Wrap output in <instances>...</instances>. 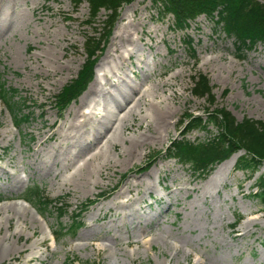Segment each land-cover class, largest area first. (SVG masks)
Segmentation results:
<instances>
[{"label": "rangeland", "instance_id": "1", "mask_svg": "<svg viewBox=\"0 0 264 264\" xmlns=\"http://www.w3.org/2000/svg\"><path fill=\"white\" fill-rule=\"evenodd\" d=\"M106 13L101 8L91 15L85 1L0 0V83L16 89L14 100L22 113H28V120L15 126L13 113L0 102V137L6 135L0 138V264H264V207L252 195L258 179L264 178V163L250 172L235 169L236 159L223 181L209 185L208 179L227 159L198 178L161 152L180 135L185 113L203 114L222 106L237 120L246 116L264 122V43L239 51L221 26L205 15L181 31L156 0H132L118 8L110 33L100 44L93 79L60 112L55 95L75 77L85 59V37L100 35ZM126 28L134 47L113 41ZM112 44L119 52L127 46L135 50L114 72L102 66ZM52 69L56 75L46 74ZM201 76L210 96L195 94ZM94 78L101 82L92 95L97 113L84 126L68 129L79 143L58 138L56 133L67 129L70 112ZM166 79L175 83L173 87L158 88L157 82ZM113 82L123 89L129 83L141 85V91L151 88L147 98L155 92L156 100L167 99L172 107L169 123L146 145L128 151V139L144 128L130 126L129 117L117 130L114 144L104 147L105 156H98L83 176L74 174L64 152L74 156L78 144L91 141L101 109L116 108L109 95V90L116 92ZM171 89L179 94L173 100ZM146 107L147 103L135 109L137 119ZM201 137L198 131L187 136ZM86 152L77 153L76 164ZM96 166L103 168L98 171ZM30 186L59 199L63 214L56 206L43 210L35 201L33 206L21 199ZM86 200L95 202L81 214L80 227L70 231L72 216ZM16 209L23 211L22 219L14 215ZM60 227L65 228L63 236ZM4 245L10 251L2 252Z\"/></svg>", "mask_w": 264, "mask_h": 264}, {"label": "trees", "instance_id": "2", "mask_svg": "<svg viewBox=\"0 0 264 264\" xmlns=\"http://www.w3.org/2000/svg\"><path fill=\"white\" fill-rule=\"evenodd\" d=\"M79 4L87 2L89 12L95 15L101 8L106 13L102 32L103 37L93 35L85 37V59L75 77L68 81L55 95V106L64 110L87 87L94 74V65L101 50L100 44L105 43L113 26L118 8L132 0H72ZM164 15L173 17V25L177 30H184L191 21L199 15L212 19L223 29L225 35L232 39L239 51L252 49L258 43H264V1L261 0H156ZM240 56V54L238 55ZM208 82L204 76L195 83L197 96H210ZM16 89L0 83V100L10 109L15 117V123L28 120V113L21 112V105L15 102ZM198 131L201 138L189 139L188 134ZM243 151L236 161V169L254 172L264 163V122L255 121L249 117L237 120L225 107L207 109L203 114L185 113L180 120V135L170 140L164 152L168 158L186 166L198 178H205L214 167L229 158L232 154ZM253 196L264 207V178L258 179ZM24 199L36 202L43 210L56 206L59 215L65 208L58 204L59 199H51L44 195L38 186L27 189ZM92 200L81 204L80 211L85 210ZM35 205V204H34ZM62 208V209H61ZM80 213L74 214L70 226L76 230L80 222ZM240 220V219H239ZM64 227L59 234L64 235Z\"/></svg>", "mask_w": 264, "mask_h": 264}, {"label": "bare ground", "instance_id": "3", "mask_svg": "<svg viewBox=\"0 0 264 264\" xmlns=\"http://www.w3.org/2000/svg\"><path fill=\"white\" fill-rule=\"evenodd\" d=\"M139 23H140V21L136 22V24H139ZM132 29L137 31L135 25H133ZM148 32H150V31H148ZM115 39L118 41V45L119 46H123L125 42L130 43V46H132V47H134V43L136 44V42L134 41V39L132 37V33L127 28L123 29L122 31L117 33L114 36L113 41ZM138 39H139V37H138ZM118 45L114 44L113 48L110 51L107 52L106 59H104L103 64H102V66L103 65H107L109 70H110V72H114V68H116V65L119 62L123 61L125 58L131 59L135 55L134 54L135 50H133V48H130L129 46L125 47L124 52H122V51L119 52V48H118L119 46ZM35 56H36L37 59L41 58V60L43 61V58H42L41 55L37 54ZM116 58H118V59L116 60ZM136 65H138V64H136ZM46 74H50V75L54 76V75H56V71L53 70L52 72H48ZM175 76H177V75H175ZM175 76H174V78H175ZM107 80H109V79H107ZM99 81L100 80H98L97 78L96 79L94 78L93 83L87 89L86 93H84V95H82V97L80 99V103H79L77 109H74V110H72V112H70L71 117H70L69 120H67L68 121L67 129L64 130V131H61V132L59 131V132L56 133V136L58 138L60 137L61 139L65 140V141L66 140H72L73 142H75L79 137H77V135H75V133H69L68 129L74 130L76 128L84 126L85 122L87 121V119L91 118L95 113H97L96 112L97 109L95 110V105H96V100L97 99L95 100V98H93L92 95H94V96L96 95L97 91L95 90V88H96L97 85H99V83H101ZM173 83H174L173 81L169 82L168 79L163 80L161 82H157L158 88H160V89L161 88L163 89L164 86H172L173 87ZM129 84L126 85V88L124 87V89L120 88L119 85L114 83V82L112 84H110L112 87H115V90H116L115 93L113 91L109 90L110 91L109 95L111 96V94H112L111 99H112V101H113V103H114V105L116 106L117 109L116 108H109L108 106H106L103 109H101L102 110V112L100 113L101 119L99 118V120H98L99 121L98 126L93 127L91 129V132H90V135L92 136L91 141H87L83 145H79L78 144V149L76 151V154H74V156H72V155H70L68 153L70 151L67 152L65 150V152H64L65 153V158L67 160H69V164L71 165V168L74 169V174H78L80 176H83L85 173H87L86 172L87 170L88 171L91 170L90 168L92 167L91 166L92 162L95 159H97L98 156L104 154V151H107V150H104L105 146L108 147V146H110V145L112 146L114 144L115 140L117 139V134H118L117 130L119 128H121V127L124 128L126 126V122H127V119L129 117L132 120V122L130 123V126H136V128L138 129L142 125H144V128L142 126V128H143L142 131H139L138 134H135V135H133L132 137H130L128 139V144H127V147H128L127 150L128 151H132L136 147L138 148V147H142L143 145H146L148 143V141H149L150 136H152L153 134L156 135V134L160 133V131L166 129L167 123H169L168 122V117L171 115V111H172L171 104L167 101V99L161 98L160 100H156L158 96H157V94L155 92L153 94V98H147L148 91H150L151 88H149V89L147 88L144 91H141L142 90L141 85H137V84L133 85L131 83H129ZM113 94H116V95H113ZM178 95H179L178 93H176L175 91L172 90L170 92V94H169V99L173 100ZM146 103H147V107L145 109L146 111L141 115V119H137L136 118L137 116L135 117V112H134L135 109H137V110L140 109V106L142 104H146ZM90 105H91V107H90ZM96 108H98V107H96ZM98 110H100V109L98 108ZM121 113L123 115H120ZM96 118H98V117H95V119ZM153 123H154V125H153ZM50 124H52V122ZM106 124H107V126H105ZM100 127H101V129H100ZM40 131H39V134H40ZM54 135H55V133H54ZM156 136H159V135H156ZM1 137H2V139H4L6 137V135L2 134ZM83 137H85V136H83ZM104 138H107V139L103 143L102 141H103ZM153 138H154V136H153ZM51 140H53V139H51ZM124 140H125V142H127V139H124ZM58 141L59 140L57 139V142ZM79 141H80V139H78V143H79ZM60 145H62V144H60ZM93 149H94V151H93ZM80 151H82V153H85L87 151L86 154L88 153V155L87 156L84 155V157H81V160H82L81 163L76 164L77 161H75L74 158L76 157L77 153L80 152ZM119 153H121V152H119ZM122 154H124V151H122ZM104 156H105V154H104ZM238 156L239 155H236V154L232 155L231 157L227 158L225 163H221L218 166V168L214 171L213 175H211V177L208 179L207 184L210 185V184H214L216 182L223 181V174L225 173V171L227 169H230V168L233 167L234 162L236 161ZM78 159H80V158H78ZM101 162H103V161H101ZM73 163H74V165H73ZM49 164H51V163H49ZM62 166H63V164H62ZM96 168H97V166H96ZM102 168L103 167H101V169ZM97 169H99V167ZM101 169H99L98 171H100ZM88 174H89V172H88ZM84 177H87V176H84ZM88 177H89V175H88ZM90 179L91 178H89V180ZM149 179H150V177H149ZM82 182H84V181H82ZM18 184H20V183H18ZM129 190L130 189L128 188L127 191H129ZM146 190H147V188H146ZM16 208H18V207H16ZM20 209L19 210L16 209L15 214H14L18 218H21L22 214H23V211L20 210ZM24 211H25V209H24ZM26 216H28V215H26ZM91 218H92V216H91ZM24 221H23V223H24ZM9 249L10 248H9L8 245H6V246L4 245V247H2L1 250H2V252H7V251H10ZM197 263H198V261H197Z\"/></svg>", "mask_w": 264, "mask_h": 264}]
</instances>
